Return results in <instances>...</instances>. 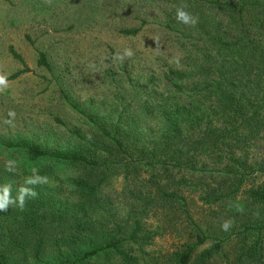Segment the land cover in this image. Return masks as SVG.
Here are the masks:
<instances>
[{"label":"rangeland","instance_id":"1","mask_svg":"<svg viewBox=\"0 0 264 264\" xmlns=\"http://www.w3.org/2000/svg\"><path fill=\"white\" fill-rule=\"evenodd\" d=\"M174 1L184 2L0 0V73L7 74L9 82L5 91L0 92V191H4L5 184H11V196L15 198L25 178L33 169H38L41 176L47 177L48 183L37 187L58 208L61 203H76L77 198L82 200L73 185L74 179L85 178L91 173L96 184L104 168L108 167L106 180L99 185L93 204L85 205L78 217L103 224L107 229L115 230L117 225H132L139 221L148 231H157L158 234L146 242L124 243L128 253L136 257L137 262L133 264H178L176 253L184 248L183 243L196 240L193 226L186 216L187 209L207 237L195 247L188 264H197L199 254L217 244L219 250L204 264H235L238 254L252 245L257 237V230L250 228L243 240L244 225L264 223V204L251 202L247 193L250 189L264 187V171L261 170L264 167V131L255 138H244L243 143L236 145L232 163L226 164V159L218 156L226 152L225 147H210L213 156L207 152L201 154L202 149L194 137L189 140L196 149L187 151L191 161L188 167H194V170L178 171L173 160L159 158L165 163L162 166L157 164V167L170 169L168 173L178 184L172 186L177 187L181 196L179 201L164 208L155 198L158 191L154 181L157 177H151L153 173L164 175V172L145 165L151 161L148 155L152 153L153 144L150 135L158 127L154 120H148L151 133L145 134L140 143L143 169L138 182L124 181L117 167V160L121 157H97L99 165L90 172L81 165L64 164L49 158L30 160L20 148L7 149L5 145L26 138L48 149L72 148L77 144L71 143L73 136L68 138V131L72 129L86 137L89 128L70 103L100 121L112 120L124 105L128 104L132 110L137 106L135 103L148 98H154L155 102L160 95L166 94L168 90L164 86L168 85V68L185 71L182 78L186 85L189 84L185 67L188 49L203 47L200 34L176 19ZM186 2L190 5L192 0ZM209 12L217 19L220 17L214 14L213 8ZM141 21L145 24L136 35L121 32L139 27ZM10 47L31 69L15 79H9V76L23 65L12 56ZM125 48H130L134 55L123 62L111 59L114 53ZM39 52L44 53L48 68L37 64ZM170 79L180 83L171 76ZM190 80L195 83L197 78ZM10 111L15 113L14 117L9 116ZM6 120H11L12 124H6ZM6 166L14 171H8ZM232 173H236L237 178L242 176L237 190L234 186L238 182L233 180ZM126 187H129L128 194L123 192ZM132 194H137V198L134 199ZM205 195L220 198L214 203H206ZM183 202L186 203L184 208ZM51 203L47 211L55 215ZM9 208L15 210L17 206L10 205ZM229 219L233 225L223 231L221 223ZM59 222L55 216L50 218V225L43 234L44 249L40 258L35 259L29 254V258L22 260L23 257L19 256L15 264H71L65 258L73 260L70 250L77 251L81 247L75 248V244L70 249L65 248L62 240L66 237L74 240L76 233L72 226L76 221L72 217L60 225ZM112 235L117 239L123 237L116 231ZM36 240L35 234L31 241ZM256 245L260 249L257 261L264 264V229ZM59 246L61 255L58 254ZM250 259L245 263L253 264ZM90 263L123 264L114 252L96 256Z\"/></svg>","mask_w":264,"mask_h":264},{"label":"trees","instance_id":"2","mask_svg":"<svg viewBox=\"0 0 264 264\" xmlns=\"http://www.w3.org/2000/svg\"><path fill=\"white\" fill-rule=\"evenodd\" d=\"M180 4L173 2L175 12ZM211 8L216 16H220L218 19L210 15ZM188 11L199 16L198 24L190 27V30L200 34V45L203 47L189 48L187 58L185 56L189 84L186 85L185 79L182 78L185 71L168 68V85L164 86L168 90L166 94L160 95L155 102L154 98H148L141 103H135L137 106L132 110L128 104L124 105L112 120L100 121L70 103L71 108L89 128L86 137L78 131H68V138L73 136L71 143L77 144L71 145L72 148L67 146L48 149L26 138H18L5 143L7 149L20 148L30 160L49 158L64 164H78L90 169V172L99 165L97 157H121V160H117V167L123 174L124 181L138 182L140 170L143 169L140 143L143 142L145 134L151 133L148 120H154L158 127L157 131L150 135L153 144L152 153L148 155L151 156V161L144 163L151 165L154 170L164 172V175H151L157 177L154 181L158 191L155 198L163 208L171 202L179 201L181 196L177 187L172 186L178 184H175L174 177L168 173L170 169L157 167V164L162 166L165 163L159 158L167 157L168 160H173L177 163L178 171L194 170V167H188L191 161L190 157H187V151L196 149L189 140L191 137H194L201 147V154L207 152L209 156H213L214 151L209 150L210 147H225L226 152L218 156L226 159V164L234 162L232 158L236 155L235 146L243 143L244 138H255L264 131V0H192ZM144 24L145 22L141 21L139 27L124 29L121 32L136 35ZM9 50L23 65V68L12 73L9 79L31 71L12 47ZM37 64L49 67L43 52L38 53ZM170 76L180 83L173 82ZM194 77L197 78L195 83L190 80ZM136 159L139 161L133 162ZM109 169L104 168V173L96 184L91 173L85 178L74 179L73 185L82 196V200L77 198L76 203H61L55 208L44 191L37 187V197H26L23 211L17 207L15 210L9 208L6 212H0V264H15L19 256L24 260L29 258V254L35 259L40 258L44 249L43 234L53 216L60 221L59 225L63 220L72 217L76 221L72 226L76 233L74 240L69 239L70 237L62 240L65 242V248L70 249L75 244V248L81 247L77 251L70 250L73 260L70 257L65 258L71 264H91L92 258L107 252L116 253L123 264L136 263V257L128 253L124 243L146 242L154 234L157 235V231H148L139 221H134L132 225H115V230L107 229L103 224L98 225L78 217L85 205L93 204V198L101 182L106 180ZM261 170L264 171V167ZM232 174L233 180L238 182L237 186H234V190H237L242 176L237 178L236 173ZM126 186H129V183ZM128 189L129 187H126L123 192L128 194ZM2 193L3 191H0V194ZM247 193L251 202L264 204V187L250 189ZM132 196L137 198V194ZM218 198L220 196L217 195L212 198L204 196L206 203H214ZM50 203L55 215L47 211ZM182 206L184 208L186 203L183 202ZM186 216L193 226L196 240L183 243L184 248L180 253H176L178 264H188V258L195 247L207 238L200 225L192 220L188 209ZM250 228L257 230L256 241L238 254L235 264H246L248 258H251L253 264H261L257 261L256 256L260 249L256 244L260 241L264 223L244 225L243 240ZM113 231L123 237L115 238ZM35 234L37 240L32 242L31 238ZM219 246L217 244L215 247L204 249L199 254L197 264H204L209 260L219 250ZM60 250L61 246L58 249L59 255L62 254Z\"/></svg>","mask_w":264,"mask_h":264},{"label":"clouds","instance_id":"3","mask_svg":"<svg viewBox=\"0 0 264 264\" xmlns=\"http://www.w3.org/2000/svg\"><path fill=\"white\" fill-rule=\"evenodd\" d=\"M190 5L184 0L178 7L176 11V19L190 27H195L199 22L198 14H194L191 11H188ZM134 55L133 51L130 48H125L122 52H116L112 55L111 59L114 61L123 62L126 58H130ZM107 59V57H106ZM177 59L178 62V58ZM8 78L7 74L0 73V92L5 91L8 87ZM15 113L13 111L9 112L10 117H14ZM6 124L11 125V120H6ZM8 171H14L13 168L7 167ZM48 183L47 177L41 176L39 174L38 169H33L31 174L27 176L24 180V185H22L19 189L18 195L13 198L11 196V184L4 185V191L0 194V212H6L9 209L10 205H16L21 211L25 209L26 205V197L27 198H35L38 193L35 190L37 186H44ZM233 225V221L231 219L224 220L221 223V229L223 231H228Z\"/></svg>","mask_w":264,"mask_h":264}]
</instances>
